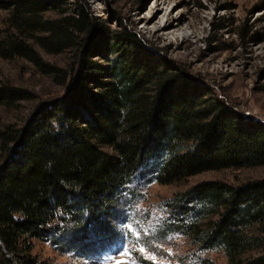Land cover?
I'll list each match as a JSON object with an SVG mask.
<instances>
[{"label":"trees","instance_id":"1","mask_svg":"<svg viewBox=\"0 0 264 264\" xmlns=\"http://www.w3.org/2000/svg\"><path fill=\"white\" fill-rule=\"evenodd\" d=\"M36 24L42 34L12 36L5 55L28 60L61 89L41 94L46 100L22 127L0 129V264H38L36 241L61 243L69 224L112 211L135 175L172 185L264 167V122L245 118L135 35L106 31L83 10ZM63 53L75 58L69 70L44 58ZM37 98L0 81V107ZM169 205L197 258L220 252L226 264H264V178L202 181Z\"/></svg>","mask_w":264,"mask_h":264},{"label":"rangeland","instance_id":"2","mask_svg":"<svg viewBox=\"0 0 264 264\" xmlns=\"http://www.w3.org/2000/svg\"><path fill=\"white\" fill-rule=\"evenodd\" d=\"M81 10L106 31L125 29L135 35L154 55L245 118L264 122V0H0V81L38 97L0 107V129L22 127L46 100L41 94L61 89L28 60L6 57L5 42L21 33L38 37L42 29L36 22ZM44 58L62 70L76 64L70 53ZM258 178H264V167L205 172L172 185L160 184L151 173L135 175L110 206L112 211L79 226L69 224L72 230L61 243L36 241L34 256L38 264H203L201 258L207 257L226 264L220 252L197 258L199 251L170 222L169 204L202 181L240 184Z\"/></svg>","mask_w":264,"mask_h":264},{"label":"snow or ice","instance_id":"3","mask_svg":"<svg viewBox=\"0 0 264 264\" xmlns=\"http://www.w3.org/2000/svg\"><path fill=\"white\" fill-rule=\"evenodd\" d=\"M116 264H126V261H124V260H117L116 261Z\"/></svg>","mask_w":264,"mask_h":264}]
</instances>
